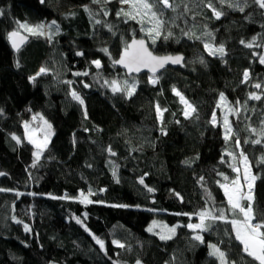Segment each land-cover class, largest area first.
Here are the masks:
<instances>
[{
  "label": "trees",
  "instance_id": "obj_1",
  "mask_svg": "<svg viewBox=\"0 0 264 264\" xmlns=\"http://www.w3.org/2000/svg\"><path fill=\"white\" fill-rule=\"evenodd\" d=\"M209 2L223 13L219 19ZM170 3L167 9L156 4L164 25L153 43L147 18L117 15L130 11L121 0H0V264H220L209 244L229 264H259L243 251L231 223L206 221L205 231L187 225L200 223L204 209L225 208L229 220L241 218L227 211L220 187L235 179L230 165L238 164L237 140L257 177L254 212L264 219V164L258 163L264 156V9L256 0ZM53 20L59 32L51 40L17 25ZM13 30L30 37L17 53L7 42ZM133 37L147 39L156 54L181 52L186 59L161 72L156 84L146 74L126 77L113 60ZM205 43L223 44L225 55H210ZM41 67L47 71L36 76ZM113 80L135 81V93H113ZM174 87L195 109L187 118ZM221 93L238 110L229 111L227 140L218 119ZM157 105L165 110L160 116ZM34 112L53 129L38 160L24 128ZM156 224L175 227V235L161 240ZM93 236L104 241L103 250Z\"/></svg>",
  "mask_w": 264,
  "mask_h": 264
},
{
  "label": "snow or ice",
  "instance_id": "obj_2",
  "mask_svg": "<svg viewBox=\"0 0 264 264\" xmlns=\"http://www.w3.org/2000/svg\"><path fill=\"white\" fill-rule=\"evenodd\" d=\"M43 2V0H42ZM94 2H98V0H94ZM225 2V0H221V3ZM122 4H128L130 5L132 11L125 12L123 9L120 13H117V15H125L130 17L131 19H136L137 16L141 17V23H143L144 18L148 17L150 22L154 21V26L148 29V35L153 39V43H155L156 37H159L161 35L160 29L164 25V20L160 17L163 15L162 12H158L156 10V4H160L163 6V8H171L173 5L170 3V0H121ZM256 3L260 5L262 9H264V0H256ZM234 5L229 4V7H233ZM207 7L212 8L213 15L219 19L223 13L221 11H217L211 2L207 4ZM85 10L87 11V6H85ZM243 7L240 8V11H243ZM105 15L108 13L105 12ZM99 23V21H97ZM18 28L23 29L24 31L28 32L29 34L33 36H47L49 40L52 39V36L59 32V25L56 23L55 20L51 21L48 24H45L41 22L37 25H29L27 22H19L17 21ZM55 27V32H52L51 30ZM47 28L49 31L45 32L44 29ZM144 30L143 28L141 29ZM185 35H188V33H185ZM206 35L211 36V33H206ZM168 36H171V33L168 34ZM168 36H165V39H168ZM199 39V37H196ZM8 39L11 41L12 47L14 49H19L21 44L25 42L27 37L21 36L18 31H12L8 33ZM253 40H255V37H253ZM241 44H245L246 47L251 48L253 45L252 43H245V41L241 40ZM205 49L209 52L210 55H219L220 57H223L225 55V48L224 45L221 44L219 46H213L208 43L204 44ZM104 52H108V49H102ZM77 55H83V53H77ZM181 56H155L152 52L148 50V48L145 46L144 40H136L133 38L130 44H127L124 51L121 53L119 60H113L114 64H121L123 65L129 73L133 72H140L141 68H149L150 71L153 73V76L149 77V82L152 84H156L158 82V78L155 77V73L158 68H163L166 64L172 63V64H179L182 61ZM260 63L264 64V55L260 56ZM203 62V61H201ZM92 63L95 64L97 68L101 67V63L99 60H95ZM17 67H19V64H17ZM47 69L41 67L40 70L36 73V76H39L43 73H45ZM76 75H79L77 73ZM84 75H87V73H84ZM244 80L246 81L249 77L248 70H245L244 74ZM35 76L29 77L30 80H35ZM68 83H71L70 81ZM107 83V82H106ZM87 87V85H85ZM111 90L113 93L116 92H124L126 93L127 97H131L135 91H136V82L129 83L127 80L123 82V85H121L117 80L111 81ZM255 87L260 88L262 87L260 84L255 85ZM173 92L180 96L181 102L186 105V110L184 111V116L187 118L191 112H189L187 109L191 108V111L194 112L195 109L192 108L190 104L187 103V101L184 99V97L181 95V93L174 87ZM73 99L79 101L81 104L84 103V101L81 99V97L73 91L71 93ZM250 99H261L260 96L255 95L254 93L249 94ZM220 99L222 102L225 101L224 94H220ZM239 103V102H237ZM219 106V105H218ZM162 111L157 105V113L158 115L162 114ZM229 111H238L234 109H229ZM35 119V117H34ZM41 119H43L41 117ZM213 123H215V113L213 114ZM262 124H264V121H262ZM45 126V135L44 139L41 141H36L33 139L31 135H28V140L30 143H34L36 146V151L33 153L34 157L38 160L41 153L47 148L48 146V140L51 136V125L48 124L47 121H44ZM29 126L27 123H25V129L26 132L28 130ZM225 128H226V134L225 139H229L232 129L228 122L227 116H225ZM251 131L255 132L256 129H251ZM261 136H264V130L260 133ZM12 139L16 140L19 144L20 138L13 135ZM237 147L240 146V141L237 140ZM244 143H249L248 140H245ZM252 144H260V139H254L251 140ZM111 151V149H109ZM115 155V153H113ZM228 155H232V153H228ZM240 158H241V164L243 166V176L241 177V168L237 167L235 165H230V167L233 168V171L237 173L236 179H233L230 181V183H224L220 184V187L224 190V195L227 200V211L232 213L233 216H240V219H228V216L225 214L226 210L225 208H213V209H204L197 215L199 216L200 223L192 224L189 223L187 227L190 229L205 231L207 230L208 225L206 224V221H226L232 224L233 231L235 232V238L243 245V251L247 253L248 256L252 257L255 261H258L259 264H264V219H260L258 215L254 212V200L255 196L254 193V182L256 181L257 177L255 175L251 174V165L248 161V157L245 155L243 151L240 152ZM187 163V162H185ZM258 163L264 164V156H262ZM35 165V160L33 162ZM115 175V172L113 173ZM2 175V173H0ZM147 175V174H145ZM219 175H223L222 173ZM201 180H203V177H201ZM224 180L227 182L229 181V178L227 176H224ZM241 180L243 183H241ZM140 184H144L143 177L139 180ZM219 183V182H218ZM245 186L247 187V191L245 192ZM0 191H4V189H0ZM149 192L154 191L152 188H148ZM91 194V192L89 193ZM81 196H84L83 193H81ZM84 203H92L91 200H88L87 197H84V200L82 201ZM246 202V203H245ZM114 207H127L126 205H113ZM86 215V214H85ZM187 215V214H185ZM259 221V222H257ZM77 223H82V221L77 218ZM25 231H29L28 225H25ZM87 231V229H85ZM148 231H152V227H149L147 229ZM167 235L161 234L160 239L161 240H169L172 238L173 235H175V227L168 229ZM93 239H95L96 243L100 245V248L103 250L105 248L104 241L99 239L98 237L93 236ZM194 240L200 241L203 243V237L199 234L194 235ZM113 244L117 245L118 247L123 248L124 245L120 243L118 240H113ZM209 248L211 249L210 255L216 256L220 260V264H229L225 252L221 251L220 248H218L216 245L209 244ZM136 264H141L139 260H137Z\"/></svg>",
  "mask_w": 264,
  "mask_h": 264
},
{
  "label": "rangeland",
  "instance_id": "obj_3",
  "mask_svg": "<svg viewBox=\"0 0 264 264\" xmlns=\"http://www.w3.org/2000/svg\"><path fill=\"white\" fill-rule=\"evenodd\" d=\"M125 6H127L130 9V11H132L130 5L125 4ZM145 18L148 19L149 25H151L150 27H153L154 26V21H151L150 22V20H149L148 17H145ZM184 106H185V110H186V105L184 104ZM219 109H220V115L218 116V119H219L222 127L226 130V128H225V116H227V119H228V114H229V109L230 108H228V106H227V104H226L225 101L224 102L220 101V103H219ZM187 110L192 113L191 108H189ZM30 117L31 118L29 120H27L26 122H24V128H25V123H27L28 126H29V128H28V130L26 132V139H28V135H31L33 137V139L36 140V141L43 140L44 139V135H45V131H46L45 126H44V121H47V119L45 118V116L41 115V113H39V112L31 113V116ZM34 117H35V119H34ZM41 117L43 119H41ZM228 122H229V119H228ZM48 124H50V123L48 122ZM52 135H53V129L51 127V136H50V138L48 140V143L51 140ZM31 144L34 145V149L36 151L37 149H36L35 144L34 143H31ZM241 183H243L242 180H241ZM246 191H247V187L245 186V192ZM156 226L159 227V228H161V229H163L164 234H166V235L169 234L168 233V229H170V228H168L166 226H163L162 224H156ZM141 264H143V263L141 262Z\"/></svg>",
  "mask_w": 264,
  "mask_h": 264
},
{
  "label": "water",
  "instance_id": "obj_4",
  "mask_svg": "<svg viewBox=\"0 0 264 264\" xmlns=\"http://www.w3.org/2000/svg\"><path fill=\"white\" fill-rule=\"evenodd\" d=\"M13 31H14V30H13ZM9 32H12V31H9ZM9 32H8V33H9ZM18 32L20 33L21 36H25V37H27V39L25 40V42H24L23 44H21V46H20V48H19V49H21V48H23L24 46H26V45L28 44V41H29V38H30V37H29V35H26V34L23 33V32H20V31H18ZM133 38H135L136 40H141V39L144 40V41H145V46H146V47L148 48V50H149L150 52H152L153 55H155V56H173V57H175V56H181V57L183 58L182 61H181V63H179V64L168 63V64H166L163 68H158L157 71H156V73H155V77H157L161 72H163V71H165L166 69H168V67L175 68V69L178 68L179 66H181V65L184 63V61H185V59H186L185 55H184L183 53H181V52H178V53H168V54H159V53L156 54V53H154V51L152 50V48H150L147 39H145V38H143V37H133ZM133 38L130 39V40L127 42V44H130L131 41L133 40ZM7 42L9 43V45H10L12 51H13L14 53H17L19 49H14V48L12 47L11 41L8 39V34H7ZM127 44H126V45H127ZM125 47H126V46H125ZM124 49H125V48H124ZM124 49L119 53V55H118V57L116 58V60H119V59H120L121 53L124 51ZM114 66H116V67H118L120 70H122V71L124 72V74H125L126 77H137V76L142 75V74H146V75H149V76H153V73L150 71L149 68H141L140 72L129 73V72L127 71V69H126L123 65H121V64H114Z\"/></svg>",
  "mask_w": 264,
  "mask_h": 264
},
{
  "label": "built area",
  "instance_id": "obj_5",
  "mask_svg": "<svg viewBox=\"0 0 264 264\" xmlns=\"http://www.w3.org/2000/svg\"><path fill=\"white\" fill-rule=\"evenodd\" d=\"M236 144H237V143H236ZM236 146H237V145H236ZM237 151H238V157H237L238 164H237V167H240V168H241V173H240V175H241V177H242V176H243V166H242V164H241L240 152L243 151V150L241 149V146L237 147ZM235 174H236V177H237V173H236V172H235ZM251 174L253 175L252 171H251Z\"/></svg>",
  "mask_w": 264,
  "mask_h": 264
},
{
  "label": "crops",
  "instance_id": "obj_6",
  "mask_svg": "<svg viewBox=\"0 0 264 264\" xmlns=\"http://www.w3.org/2000/svg\"><path fill=\"white\" fill-rule=\"evenodd\" d=\"M242 245V244H241ZM242 247H243V245H242Z\"/></svg>",
  "mask_w": 264,
  "mask_h": 264
}]
</instances>
